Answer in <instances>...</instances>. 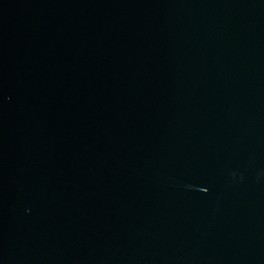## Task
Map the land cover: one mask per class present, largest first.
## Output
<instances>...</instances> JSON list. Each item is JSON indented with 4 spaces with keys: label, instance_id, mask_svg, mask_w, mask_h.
<instances>
[{
    "label": "water",
    "instance_id": "obj_1",
    "mask_svg": "<svg viewBox=\"0 0 264 264\" xmlns=\"http://www.w3.org/2000/svg\"><path fill=\"white\" fill-rule=\"evenodd\" d=\"M0 264H264V0H0Z\"/></svg>",
    "mask_w": 264,
    "mask_h": 264
}]
</instances>
